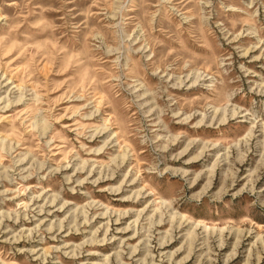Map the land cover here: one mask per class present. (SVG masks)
Segmentation results:
<instances>
[{
	"label": "rangeland",
	"instance_id": "rangeland-1",
	"mask_svg": "<svg viewBox=\"0 0 264 264\" xmlns=\"http://www.w3.org/2000/svg\"><path fill=\"white\" fill-rule=\"evenodd\" d=\"M0 264H264V0H0Z\"/></svg>",
	"mask_w": 264,
	"mask_h": 264
}]
</instances>
